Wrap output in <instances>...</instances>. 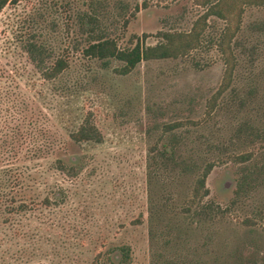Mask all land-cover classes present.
Wrapping results in <instances>:
<instances>
[{"label":"rangeland","instance_id":"rangeland-1","mask_svg":"<svg viewBox=\"0 0 264 264\" xmlns=\"http://www.w3.org/2000/svg\"><path fill=\"white\" fill-rule=\"evenodd\" d=\"M86 1L17 0L0 12V96L22 94L27 118L48 126L60 146L65 143L59 155L82 166L76 178H64L51 167L55 156L33 161L21 156L14 165L0 161V175L12 165L25 171L22 184L0 197V264H106L110 258L119 261L122 246H130L131 264H264V225L242 223L264 197V181L253 183L250 199L242 198L226 215L200 220L183 209L200 171L166 169L153 184L148 176L149 149L168 147L175 131L183 135L181 158L201 168L216 162L207 179V200L228 205L243 166L219 147L255 152L249 164L257 175L264 142L238 143L234 134L244 121L264 127V44L254 65L242 59L232 86L209 115L225 72L216 47L143 60L131 72L119 73L121 61L105 64L78 50L76 12L86 8ZM141 2L131 0V8ZM204 10L197 0H150L113 35L122 48L138 40L154 45L161 31L190 30ZM256 20H264V6L246 9L245 34H252L248 25ZM210 22L212 34L225 25L219 19ZM33 32L52 50L51 61L61 56L69 62L53 80L45 79L22 49V40ZM236 91L248 95L244 104L234 98ZM88 115L103 140H71L68 135ZM175 122L179 127L168 131ZM60 185L68 193L65 202L46 205L45 196ZM166 194L172 200L150 222L151 196L164 200Z\"/></svg>","mask_w":264,"mask_h":264},{"label":"trees","instance_id":"trees-1","mask_svg":"<svg viewBox=\"0 0 264 264\" xmlns=\"http://www.w3.org/2000/svg\"><path fill=\"white\" fill-rule=\"evenodd\" d=\"M16 1L0 0V12L8 4ZM197 1L205 10L194 21L190 30H164L158 33L160 41L154 45H147L138 40L134 46L122 48L119 46L116 36L113 35L114 29L120 27L126 29L131 19L136 16V12L141 7H148L150 0H142L134 8H131V0H87L86 8H79L76 12V24L81 37L77 45L78 50L83 56L97 58L105 64H108L111 59H117L122 62L117 71L127 74L143 60L179 58L187 56L194 50L214 46L224 59L225 72L221 87L210 103L208 111L210 115L218 104L220 96L232 86L236 70L242 59L251 65L258 61L261 46L264 44V20H256L249 24L248 29L252 31V34H245L244 13L248 7H263L264 0ZM212 19H219L225 23L221 31L216 34L208 32ZM22 42V49L45 79L53 80L69 67V62L65 57L60 56L51 61L52 50L35 32L24 38ZM253 87L249 88L248 95L252 94ZM234 94V98L240 104H244L248 95H238L237 91ZM4 96H0V161H7L14 165L21 160V156L32 161L55 156L52 159L51 167L60 172L64 178H76L81 171V163L73 158L59 155L66 147L65 143L62 142L60 146L57 136L51 133L48 126L37 124L32 121L33 119L27 118L28 102L26 98L22 97V94H12L11 96L9 92ZM5 106L6 109L3 108ZM6 110L10 112L9 115ZM179 125L177 122L168 124L167 130L173 131ZM68 137L75 142H101L103 140L102 132L89 115ZM182 137L183 135L177 131L172 132L168 147L159 148L156 145L149 149L148 176L150 184H153L162 180V172L166 169H178L181 174L200 171L192 186L191 195L183 207L185 212L192 213L200 220L224 216L242 198L250 199L253 183L256 182V186L258 182L264 181V162L259 164L256 176L249 164L256 157L255 152H235L230 150L226 144L219 147V150L231 152L228 153L230 160L239 165L243 164L237 181L235 197L226 206L207 200L206 198L210 194L207 179L216 166V162L208 161L201 168L198 163L181 158L178 145L182 141ZM234 138L235 141L238 140V143L248 141L252 143L251 145L264 142V127L251 125L248 121L240 122ZM13 165L5 171L2 170L6 174L0 175V197L7 196L9 188L13 189L19 183L22 184V179H25V171ZM255 186L254 188H256ZM51 191V195L44 198L46 205L51 206L65 202L68 193L63 185L55 187ZM168 200L172 199L167 194L164 196V200H161V196L160 200H155L151 196L150 222H154L160 211L165 210L164 207L167 206ZM242 223L246 226L264 225V197L253 207L252 215L242 219ZM151 236L154 238L152 229ZM120 249L121 258L119 261L116 262L110 258L106 264H131L130 246H122ZM157 264L177 263L174 260H162V262L159 260Z\"/></svg>","mask_w":264,"mask_h":264}]
</instances>
